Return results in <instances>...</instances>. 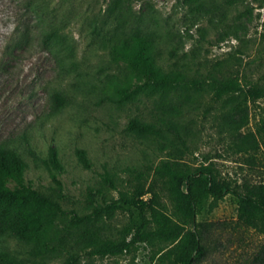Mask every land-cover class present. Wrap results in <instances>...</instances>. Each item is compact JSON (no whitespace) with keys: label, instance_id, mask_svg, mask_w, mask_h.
<instances>
[{"label":"rangeland","instance_id":"1","mask_svg":"<svg viewBox=\"0 0 264 264\" xmlns=\"http://www.w3.org/2000/svg\"><path fill=\"white\" fill-rule=\"evenodd\" d=\"M135 35L151 38L160 61L197 84L119 96L115 86L129 74L114 47ZM229 78L241 89L217 97V81ZM253 84L264 85V0H0V142L17 145L37 190L78 214L117 199L135 171L171 152L177 133L189 164L213 161L238 184L264 180V97H244ZM131 119L154 123L157 132L130 131ZM28 146L41 157L54 148L61 168L48 170ZM104 172L115 186L103 181ZM119 204L92 222L57 215L43 256L27 252L32 241L7 236H0V251L16 264H66L71 252L79 253L76 264H155L172 243L137 242L117 255L82 252L80 233L94 224L104 236H124L137 211ZM236 207L232 194L204 201L196 221L205 224L199 228L209 252L197 264H247L263 238L237 222Z\"/></svg>","mask_w":264,"mask_h":264},{"label":"trees","instance_id":"2","mask_svg":"<svg viewBox=\"0 0 264 264\" xmlns=\"http://www.w3.org/2000/svg\"><path fill=\"white\" fill-rule=\"evenodd\" d=\"M114 48L116 58L123 61L129 74L115 86L121 97L128 98L138 92H163L198 82L188 78L180 68L165 66L158 57L156 44L149 37L135 35L130 42L121 40ZM240 89L237 79L229 78L217 81L214 94L221 97ZM244 97L251 101L264 97V85H251ZM54 99L58 102L61 97L55 94ZM127 128L138 134L157 132L154 123L138 119L129 120ZM176 136L178 141L172 145L173 151L146 170L135 171L128 189L120 191L117 199L83 214L63 208L57 200L37 190L25 178L27 162L17 145L11 141L0 142V236L26 243L32 241L35 247L27 252L33 257L43 256L50 249L46 230L55 224L57 215H67L73 223L92 222L112 214L121 202L137 211L132 225L124 227L125 234L120 238L102 235L101 227L96 224L85 228L80 233L84 254L117 255L130 251L137 242L165 241L172 244L158 251L155 264H197L207 256L209 249L204 230L199 228L205 224L197 222L196 215L207 198L215 204L225 195L232 194L237 199V222L263 238L247 264H264V180L238 184L221 176L213 161L189 164L182 159L187 149L185 141L179 133ZM28 152L48 170L61 168L57 151L52 147L45 157L37 155L31 146H28ZM75 152L81 162L90 166L84 149L76 148ZM51 177L60 184L56 174L52 173ZM102 177L104 182L115 186L108 172ZM78 258V252H71L66 264H76ZM17 262L15 257L0 251V264ZM36 264L47 263L43 260Z\"/></svg>","mask_w":264,"mask_h":264}]
</instances>
